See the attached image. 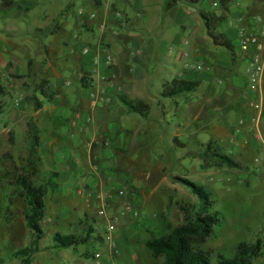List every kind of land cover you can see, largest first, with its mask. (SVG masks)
Returning <instances> with one entry per match:
<instances>
[{
    "label": "rangeland",
    "instance_id": "rangeland-1",
    "mask_svg": "<svg viewBox=\"0 0 264 264\" xmlns=\"http://www.w3.org/2000/svg\"><path fill=\"white\" fill-rule=\"evenodd\" d=\"M31 1L30 12L26 15L28 26L34 23V28L39 32L43 26L55 31L53 21L65 15L64 19L71 21L66 29L67 46L80 50L77 42L80 38L73 37L72 33L75 30L73 21H79L82 27L90 25L91 20L76 12L79 6L72 11L71 0H52L53 5L48 4L47 12L41 13L42 3L39 0ZM166 1L141 0L142 9L149 11V15L150 11L152 13L147 23L150 29L148 37L155 42L160 33L171 26L164 16ZM207 1L201 0L199 5ZM139 13L134 15L133 23H140ZM39 17L46 20L42 28L35 24ZM76 29L80 34L79 28ZM177 36L182 42L174 43L173 50L188 53L190 45L184 44L183 40L193 39L192 36L184 30ZM53 38L54 41L48 42L46 52L60 49L59 46L55 48V35ZM42 42L45 43L43 37H36V52H45ZM85 43L88 44V41ZM165 47V44H161L155 52H164ZM186 59L187 68L196 69L198 64H203L201 59L191 55ZM237 67L236 75L245 81L250 64L240 62ZM50 74L51 80L55 81L54 75ZM161 75L170 74L157 71L153 77L156 91L164 89ZM0 83H4L3 80ZM33 83L38 86L41 81L34 80ZM138 94L147 97L146 89L142 94V88H139ZM193 94L197 99L201 90ZM153 97L156 99L149 102L143 100L148 107L145 121L139 113H134L140 115L139 123H144V128L138 134L141 143L124 148L126 152L122 155V162L116 168H111V173L104 172L103 185L98 181L94 184V191L101 193V198L87 196L81 199L65 198L55 185L53 172L57 170L59 162L57 153L49 154L48 145H58L65 139V120L54 111L53 116L39 117L38 137L34 134L31 119L22 117L15 122L9 120L8 115L17 106L10 91L3 97L4 111L0 113V264H25L11 254L33 238V233L26 226L28 204L18 183V177L28 173L30 159L36 163L37 171L31 176L32 182L46 185L47 192L44 217L40 221L43 235L38 251L28 264H164V255H153L147 241L171 232L187 220L195 221L199 215L217 218L212 221L203 241H199V236L191 239L195 248L209 251L215 260L218 254L232 257L240 241L252 243L259 239L261 252L247 264H264V155H260V149L252 148L251 144L246 145L247 148L238 145L230 148L232 144L229 145L227 136L232 131L235 114L222 119L234 111L232 96L223 91L210 95L206 105L191 102L189 96ZM157 99L162 100L160 107L155 104ZM25 108L16 110L26 114L28 108ZM162 114H166L165 118L159 121ZM196 114L195 120H186V117ZM224 121L228 124L223 128ZM188 124H191L190 128ZM35 136L36 141L41 143L36 146L38 152L31 155L29 148ZM96 146L100 148L101 145ZM40 149L44 154L46 150L43 159L40 158ZM221 154L230 156L235 165L223 161ZM70 155L78 167H82L84 159L79 149L70 151ZM183 180L209 191L208 201H202ZM55 232L74 233L84 237L87 242L55 248L52 245Z\"/></svg>",
    "mask_w": 264,
    "mask_h": 264
},
{
    "label": "crops",
    "instance_id": "crops-1",
    "mask_svg": "<svg viewBox=\"0 0 264 264\" xmlns=\"http://www.w3.org/2000/svg\"><path fill=\"white\" fill-rule=\"evenodd\" d=\"M39 2L42 3L41 13L47 12L48 4L53 5L52 0ZM84 2L85 0H71V10H76ZM200 2L201 0L197 3L178 0L170 5V0H167L164 3V16L171 22V26L166 27L155 42L148 37L150 29L147 23L152 13L150 11L149 15V11L142 9L141 0H115L111 4L112 8L122 10L128 16L127 26L120 31L109 27L97 28L99 20L113 19L112 8L109 9V5H104L101 0H94V3L88 0L86 10L96 11L99 17L91 21L90 25L82 27L74 19L72 26L76 31L78 27L80 34L75 30L72 33L73 37L80 38L77 40L79 50L76 47L69 49L67 46L66 29L70 27L71 21L64 19L65 15L60 18L57 16L53 21L55 31L48 30L45 26L42 28L46 20L39 17L35 22L43 29L39 32L34 28V23L28 26L26 15L30 12L31 0H0V80H3L2 84L14 96V104L17 106L8 118L13 122L22 117L31 119L36 136L40 129L37 124L39 117L53 116L54 111L65 120V139L58 145H48L50 155L52 152L57 153L59 163L54 171L55 185L65 198L81 199L102 195L94 191V184L98 181L103 185L104 172L111 173L109 170L122 162L126 147L141 143L138 134L144 128V123H139L140 115H134L135 112L130 111L122 98L149 102L156 99L153 95H159L161 99H166L173 95L163 96L162 92L180 79L197 82L193 91L178 94L189 96L191 102L206 105L210 95L214 96L222 91L231 95L234 111L222 119L235 114L232 131L227 136L229 145L232 144L230 148L251 144L252 148L260 149V155H264V105L260 118L254 120L256 112L250 107L254 94L249 90L247 79L244 81L236 75L237 65L240 62L249 63L251 53L257 49L252 44L247 51H243L239 46V33L242 30L254 33L258 35L260 43L264 44V0H209L199 5ZM201 10L210 18V30L199 15ZM139 12L140 23H133L134 15H139ZM182 30L193 38L183 40L184 44L190 45L188 53L173 50L174 43L182 42L177 36ZM209 31L229 39L232 50L214 43ZM54 35L57 40L55 48L59 46L60 49L57 52H46L48 42L54 41ZM36 37L45 39V43L41 44L45 52H36ZM161 44H165V51L155 52ZM84 45L89 46V52L82 51ZM107 53L114 57L112 65H103ZM188 55L201 59L203 64H198L196 69L187 68ZM95 59L99 63H94ZM155 70L170 74L161 75V86L164 87L161 91L154 89ZM50 73L54 75L55 81L51 80ZM34 80H40L41 83L35 86ZM41 84L44 85L42 88ZM139 88H142V94H145L146 89L147 97L138 94ZM198 90H201V94L197 100L193 92ZM27 96L38 100L40 106L36 108L35 99L27 101ZM161 99L155 102L159 107ZM185 105L186 103L182 107ZM21 107L28 108L26 114L16 110ZM166 114H162L159 121L164 120ZM147 117L142 116L143 121ZM196 118L197 114L186 117V120ZM239 120H243V125L237 133ZM226 123L222 125L223 128L227 126ZM189 125L191 124H188V128ZM40 143L41 141L39 146ZM96 145L101 146L99 148ZM77 149L85 160L82 161V167H78L70 155V151ZM39 152L43 159L46 150L45 154L41 149ZM99 154L105 158L99 157Z\"/></svg>",
    "mask_w": 264,
    "mask_h": 264
},
{
    "label": "trees",
    "instance_id": "trees-1",
    "mask_svg": "<svg viewBox=\"0 0 264 264\" xmlns=\"http://www.w3.org/2000/svg\"><path fill=\"white\" fill-rule=\"evenodd\" d=\"M177 1L178 0H170V5L176 3ZM186 1L197 3L200 0ZM224 9L226 10V8ZM199 15L204 21L206 28L210 30V18L203 10L199 12ZM219 18H222V16ZM209 34L213 38L214 43L232 50V43L229 39L223 37L221 34H212L211 31H209ZM174 83L175 85L162 92L163 96H174L185 92H190L197 87V82L183 79L177 80ZM43 86V84L40 85L41 88ZM8 94L9 90L7 87L0 83V113L4 111L2 99ZM25 99L27 101H31L35 98L27 96ZM122 101L128 106L130 111L137 112L143 117H147L148 107L145 101L140 99L127 100L125 98H122ZM34 106L36 108L40 106L39 101L36 99L34 101ZM36 140L37 137L35 136L32 146L29 148L31 155L32 153L34 154V152H38L36 149L38 142ZM220 158L231 165H235L233 160L227 154H221ZM28 166L30 168L28 173L19 176L18 183L21 188V194L25 196L28 204L26 226L33 233V238L27 245L15 250L11 254L12 257L19 258L25 264L30 263L31 257L39 249V240L43 235L40 221L44 217L45 195L47 192L46 185H36L31 180V176L37 172L36 163L30 159ZM53 173L56 175V172ZM183 181L186 182V184L199 195L202 201H208L210 197L209 191L201 186L195 185L193 182L188 180ZM216 218H210V216L202 217L199 215L195 221L191 222V220H187L185 224L175 227L171 232L155 239L148 240L147 246L152 251L153 255H164V264H247L251 258L260 254L262 245L259 239L252 243L240 241L237 244L235 254L232 257H225L222 254H218L215 260L211 258L209 251L203 250L201 248H195L192 244L193 242H191V239L194 237L197 238L199 236L200 241L205 236H207L210 231L211 223ZM86 242L87 240L84 237H80L74 233L55 232L53 234L52 245L55 248H67L70 246H78Z\"/></svg>",
    "mask_w": 264,
    "mask_h": 264
},
{
    "label": "built area",
    "instance_id": "built-area-1",
    "mask_svg": "<svg viewBox=\"0 0 264 264\" xmlns=\"http://www.w3.org/2000/svg\"><path fill=\"white\" fill-rule=\"evenodd\" d=\"M94 3V0H91ZM115 0H101V2L104 5H109V9H111L113 6L111 4L114 3ZM88 3V0H85V2L80 5L78 8L77 13L80 16H86L87 19L94 21L98 19L99 15L96 11L86 10V4ZM112 14L113 19L110 21L107 18H103L102 20H99L96 23V27L103 29L106 27H109L111 30L114 31H120L128 24V16L126 13L122 10L113 8ZM239 46L243 51H247L249 49V46L254 44L257 49L256 51L251 53V56L249 58V64L251 66V69L248 70V76H247V83L249 90L253 92L254 96H252V99L250 101V107L255 110L256 115L253 118L254 120L259 119L261 116V112L263 110L264 105V44L260 43L258 35L254 33H245L243 30L239 33ZM82 51L87 53L90 51V48L87 46H84L82 48ZM105 52H107L105 50ZM94 63H99L97 59L94 60ZM114 63V57L107 53L106 59L103 62V65H112ZM200 68V66H198ZM92 96H95L92 94ZM238 127L236 129V132H240V127L243 125V120H239ZM256 161H258V158H255ZM98 197L101 198V195ZM109 238L110 236L107 235Z\"/></svg>",
    "mask_w": 264,
    "mask_h": 264
}]
</instances>
